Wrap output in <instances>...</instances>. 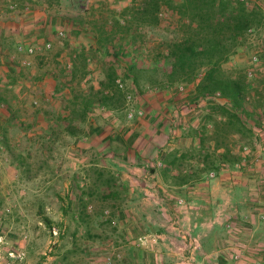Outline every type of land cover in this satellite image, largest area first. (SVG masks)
I'll use <instances>...</instances> for the list:
<instances>
[{"label":"rangeland","instance_id":"1","mask_svg":"<svg viewBox=\"0 0 264 264\" xmlns=\"http://www.w3.org/2000/svg\"><path fill=\"white\" fill-rule=\"evenodd\" d=\"M246 1L264 14V0ZM86 2L14 0L19 10L28 6V13L1 19L20 28L33 12L39 13L35 28L24 33L32 34L30 45L38 48L28 58V68L20 66L23 56L12 46L15 41H9L4 53L0 50V80L1 73L9 70L0 86V118L19 105L35 112L50 104L58 110L56 119L61 121L71 110H80L76 104H90L86 120L76 127V136L68 135L61 124L54 127L57 140L50 144L40 141L39 129L32 130L26 116L19 115L26 120L23 126L0 124V264H193V257L202 263L200 253L192 251L195 244L191 236L196 227L182 219L178 208L184 209L187 202L180 205L176 199L182 196L160 188L172 185L171 175L161 173L162 157L143 152L149 151L146 145L156 148L158 144H163V154L172 152L170 141L175 144L179 138L194 137L191 123L201 121L204 104L213 101L196 104L189 95L190 86L183 85L186 91L143 85V93L137 94L127 81L123 87L126 85L129 98L120 108H99L91 98L105 69L115 66L121 78L125 65L116 62L110 49L86 57L80 52L69 54L68 46L71 48L76 37L77 14ZM174 26L175 19L164 14L159 27L145 33L135 54L141 65L163 64V45L157 59L146 46L170 41ZM59 31L65 33L63 39L57 37ZM46 43L51 44L47 51L41 47ZM224 68L246 73L248 108H254L246 119L252 134L243 140L235 137L232 144L237 152H242V146L253 151L249 165L264 169V31L251 33ZM171 120L176 124L173 128ZM92 126L96 129L93 132ZM132 135L136 138L130 142ZM196 136L201 137L200 133ZM184 148L190 159L198 160L194 147ZM246 178L257 183L254 177ZM197 197L201 206H208L202 200L206 195L199 193ZM176 227L190 234H181ZM144 236L142 245L140 238Z\"/></svg>","mask_w":264,"mask_h":264},{"label":"trees","instance_id":"2","mask_svg":"<svg viewBox=\"0 0 264 264\" xmlns=\"http://www.w3.org/2000/svg\"><path fill=\"white\" fill-rule=\"evenodd\" d=\"M164 14L175 19L171 40L146 46L157 59L159 47L163 45V64L141 65V58L135 56L140 51L138 43L145 33L159 27ZM111 23L108 32L97 30L98 44H112L109 49L113 51L116 62L125 65L124 73L120 78L115 66L107 67L91 100L99 108L116 111L128 97L126 85L123 87L127 81L137 94L143 93L144 86L174 87L176 90L182 85L192 86L189 95L196 104L213 101L205 106L206 112L201 118L204 125L196 133L201 135L198 137L200 148L195 151L198 165L184 172L189 157L185 153L177 156L176 151L163 154V144H158L153 149L155 157H162L161 173L171 175L172 185L182 186L199 182L210 172L217 171L214 155L218 149L223 150L222 162H238L230 154L228 139L237 136L243 140L252 134L246 119L252 116L254 108H248L250 84L246 73L228 71L224 65L245 46L251 33L264 31L262 10L256 6L246 7L245 0H138L118 18H113ZM143 29L145 32H142ZM81 63L84 65L85 58L81 57ZM89 104L90 101L76 104L75 107L80 110L73 109L68 113L64 129L68 135L76 136L78 123L87 118ZM208 124L211 125V132L207 131ZM95 130L92 126L91 131ZM131 137L130 142L136 138L134 135ZM210 140L214 142L212 151L205 145Z\"/></svg>","mask_w":264,"mask_h":264},{"label":"crops","instance_id":"3","mask_svg":"<svg viewBox=\"0 0 264 264\" xmlns=\"http://www.w3.org/2000/svg\"><path fill=\"white\" fill-rule=\"evenodd\" d=\"M9 2H14V0H0V8H5ZM87 2L86 5L82 7L83 10L77 14L79 15V17L76 18L77 26L73 28L75 29L74 34L76 37L73 42H71V48L68 46V50H70L69 54L72 52L75 54L80 52L84 54V57L89 53L99 54V50L106 51V49H109L112 45L111 43L98 44L99 35L97 30L108 32V30L111 29L112 19L118 18L120 13L124 12L126 9L130 8L133 3L138 1L87 0ZM32 14L33 15L29 16L26 21L24 20L22 24H20V28L13 23L9 24L8 22H2L0 20V50H3V53L7 45L11 44L9 41H15V43L12 44V46L14 45L15 47L19 43L31 44L29 40L32 34L24 33H26L27 30H32L33 27L35 28L34 25L37 22L39 13L35 11ZM19 29H22L23 32H20ZM144 30L145 29H143L142 32H145ZM41 47L44 49V46ZM59 56H62V54ZM1 68L0 66V69ZM8 72L9 70L7 71L6 69L4 70V74L1 73V77H3V79L0 80L1 87L3 86L1 83L6 82L5 78L7 75H5V73L7 74ZM70 77H72V75ZM7 88H11V86ZM185 89L187 90V88ZM185 89L182 86L178 87L180 91H186ZM188 89L191 92L193 87L190 86ZM179 94L182 95V93H178V95ZM56 95L58 96L60 93ZM210 103L212 102L207 104ZM207 104H204L203 115L206 112L205 106ZM63 109L67 110L65 107H63ZM15 110L17 112H15ZM12 111H14V113H12ZM56 111L58 110H56L55 106L50 104L46 105L43 110H36L35 112H30L29 109L19 105V107L10 109L11 113H9L6 118L1 116L0 119L4 122H0V124L4 126V124L8 122H14L23 126L26 120L19 115L23 117L26 116L29 123L28 126L30 125L33 128L32 130L39 129L37 134L41 135L40 141L50 144L57 140L54 127H59L61 124H63V127L66 126V122L63 118L62 120L60 119L61 121H57L56 117L59 115ZM173 121L174 120H171L170 122V127L172 125L171 128L176 125H174ZM185 122H188V120ZM188 123L190 124V122ZM191 125L195 129L194 137L190 136L185 139L179 138L175 140V144H172L174 143L173 141H170L168 144L169 147L174 149L173 151L177 152V156H180L182 153L186 154L187 151H183L184 147H188V149L194 147L193 149L195 151L200 148V140L196 136V133L200 131V126L204 124L200 120H196L192 122ZM164 126H166V122L163 127ZM206 128L208 132H211L210 124H208ZM182 129L184 128L182 127ZM235 137L237 136H233L232 138L231 136L229 137L228 148L230 154L238 159V162L234 164L222 162L220 158L223 150L218 149L214 155L218 158L215 164L218 169L216 172H210L213 174V177L210 178L209 173L207 178L197 183L182 186L160 185L161 189L164 187V189L172 195L182 196L183 199L176 197L178 198L176 199L177 203L180 205L187 202L186 205L184 204V209L178 207L179 212L183 215L182 219L188 220L193 227H196L191 236L195 244L192 251H198L202 257V263L195 262L196 259L193 257V264H264V169H262L263 167L254 168V164L249 165L251 163V157L254 155L253 151L249 148L244 152L243 148L245 146H242V152L235 151V147L232 144L233 141H237ZM233 138L234 140H232ZM33 139L38 141L37 137ZM142 141L144 145L147 144L146 140ZM205 145L210 147L211 151L214 148V142L211 140L205 143ZM145 148L149 149L147 153L143 152L145 156L155 152V149L149 147V145H146ZM163 150H165V148ZM142 151L146 150L143 149ZM202 154H204V152H202ZM198 162V160L195 161V159L187 158L185 166L188 165V167L185 168L187 170H184V172L198 165ZM246 176L254 177L257 183L251 184V182H253L252 180L247 182ZM199 193L201 195H206V198H202V200L205 201V204H203H208L205 208L201 206L202 203L200 204L197 202L199 200L197 197ZM199 207L201 209L204 208L203 210L205 212H202L203 210H200ZM198 227H206V229L209 230L207 232H205V230H200L201 232H198ZM175 230H178V228L176 227ZM178 232H181V234H190L183 230H178ZM221 232L224 234H221ZM196 234H203V236H205V234L207 235L205 238H202L203 236L201 237ZM159 236L161 237V235ZM189 242L191 245L192 241ZM204 244L209 245L208 249H206ZM236 256L237 259H235Z\"/></svg>","mask_w":264,"mask_h":264},{"label":"built area","instance_id":"4","mask_svg":"<svg viewBox=\"0 0 264 264\" xmlns=\"http://www.w3.org/2000/svg\"><path fill=\"white\" fill-rule=\"evenodd\" d=\"M246 7H249V3L247 1H246ZM28 11H29V7L28 6H24V8L22 10H19V9L16 8V5L13 2H9L5 8H0V20L1 19H5V17H7V16H9L11 14H15V13H22L24 15V14H27ZM57 37L60 38V39H63L65 37V33L63 31H59L57 33ZM50 47H51L50 43H46L44 45V49L45 50H49ZM37 49L38 48H36L35 46L30 45V44L19 43V44L16 45V47H15L16 52L23 56V58H22V60L20 62V66L21 67L28 68L31 65V62L28 60V58L33 57L35 55ZM253 61H257V58L254 57ZM117 83L119 84V87L122 88L121 83L119 81H117ZM128 98L129 97H127V99ZM247 150H248L247 147L243 148L244 152H246ZM263 162H264V157H263ZM212 173L209 174L210 178L213 177ZM146 238H147V236H144V237L140 238V244L143 245L146 242ZM143 240H145V242ZM235 259H237V256L235 257Z\"/></svg>","mask_w":264,"mask_h":264}]
</instances>
